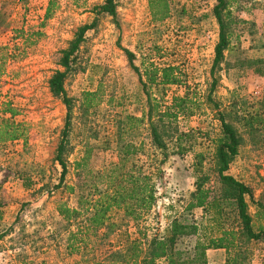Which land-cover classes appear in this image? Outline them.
I'll return each instance as SVG.
<instances>
[{"label": "rangeland", "instance_id": "rangeland-1", "mask_svg": "<svg viewBox=\"0 0 264 264\" xmlns=\"http://www.w3.org/2000/svg\"><path fill=\"white\" fill-rule=\"evenodd\" d=\"M104 1L84 0L76 5L72 0H59V9L40 27L48 0H0V47L13 45L15 31L34 34L33 46L0 64V118L1 110L9 105L16 113L12 121L25 126L27 138L25 144L17 141L0 145V264H111L109 254L122 249L125 241L120 232L136 234L140 230L150 238L162 234L170 218L184 212L185 202L194 190L193 153L170 155L162 166L159 199L137 223L114 212L112 222L117 229L113 232L104 228L85 233L82 229L80 234L77 227H85L83 219L66 223L57 213L60 203L76 206V194H70L66 187L76 183L73 165L85 146L93 148L88 168L96 173L116 160L119 122L126 116L141 118L146 111V95L123 48L135 56L133 64L144 82L146 68H175L179 84L147 83L149 96L160 103L161 109L186 91L202 102L201 111L190 119L180 118L178 126L204 135L195 134L193 152H205L207 167L210 164V140L218 133L215 112L206 103L218 40V25L211 13L216 0H175L176 6L187 4L188 9L192 8L191 19L173 13L158 24L151 22L149 0H115V20L97 14ZM229 2L237 23L230 30V50L213 76L217 84L212 99L241 137L239 155L229 174L249 186L254 199L264 205V130L250 131L244 121L256 112L264 117V76L259 75L264 66L258 63L264 61V0ZM93 21L96 26L87 33L74 71L64 83L72 101L71 129L65 156L67 175L63 186L57 188L61 167L55 153L67 110L50 93L48 81L55 71H62L59 52L79 27ZM85 93L95 95L96 106L82 115L80 104ZM147 127L142 125L122 137L137 145L143 142L150 149ZM248 211L254 217L256 208L249 204ZM192 216L200 221L202 210H194ZM260 225L264 226V220ZM71 233L85 241L74 253L67 247ZM194 242L195 238L185 239L179 247L189 249ZM249 247L250 263L264 264V242ZM207 264H225V252L208 251Z\"/></svg>", "mask_w": 264, "mask_h": 264}, {"label": "trees", "instance_id": "trees-1", "mask_svg": "<svg viewBox=\"0 0 264 264\" xmlns=\"http://www.w3.org/2000/svg\"><path fill=\"white\" fill-rule=\"evenodd\" d=\"M72 1L78 5L84 0ZM58 3L59 0H48L40 27H44L54 16L59 9ZM229 4V0H216V5L211 10L218 25V40L214 47L210 69L212 82L206 103L212 106L215 112L218 133L210 140L212 152L209 154L211 161L208 167L205 152H193L195 134H202L199 130L183 131L178 126L180 118L190 119L201 111L202 102L194 94L189 96V92L186 91L184 95L174 97L170 106L161 109L160 103L149 96L147 83L156 86L179 84L180 81L174 76L175 68H146L143 75L147 82H144L139 69L133 64L135 56L130 51L122 49L130 66L138 74L142 91L146 95V111L142 113L141 118L126 116L124 121L119 122L116 160L96 173L88 168L93 148L85 146L82 156L75 160L73 165L77 176L76 183L74 186L66 187L70 194H76V206L71 208L65 203H60L57 206L58 215L66 223L83 219L85 227H77L80 234L82 229L85 233L104 228H107L108 233L113 232L117 229L112 222L114 212H121L123 218L134 223L141 221L151 212L159 199L158 186L164 176L162 166L170 155L182 157L193 153L191 166L195 182L194 190L185 202L184 212L180 216H172L162 234H154L147 238L146 233L140 230L136 234H129L127 230L120 232L125 241L121 244L122 249L109 254L108 260L113 264L116 261H120L121 264H207V252L213 250L225 252V264H251L250 244L264 242V226L260 225L264 220V205L254 199L249 186L229 174L232 162L239 155L240 134L232 124L225 121L224 114L219 111L212 99L217 84L213 76L224 62L225 52L230 50L232 34L230 30L232 25L237 23L229 10ZM191 9H188L187 4L176 6L175 0L148 2L153 24L166 21L173 13L179 18L191 19ZM97 14L107 15L115 20V0H105ZM95 26L96 22L93 21L76 30L67 47L59 52L58 65L62 71H55L48 81L50 93L59 99L67 110L55 153V161L61 167L57 188L63 186L67 175L65 156L69 152L70 144L72 101L66 94L64 83L74 71L79 48L85 41L87 33ZM15 34L12 46L0 47L1 65L5 64L8 57L14 59L34 44L31 42V36L34 34L27 36L23 31H15ZM18 41L21 44H17ZM258 63L264 66V61ZM1 67L0 76L3 73ZM259 75L264 76V70H259ZM94 96L91 93L83 95L80 104L82 115L96 106L93 103ZM1 114L3 117L0 118V145L17 141H23L25 144L27 141L25 126L12 121L16 116L15 111L7 105L1 110ZM7 116L10 117L6 118ZM244 121L250 127V131L264 130V117L259 112L255 115L250 114V119L244 118ZM145 124L148 126L150 149H146L143 142L137 145L131 140L123 139L124 133H130ZM249 204L256 208L254 217L248 211ZM196 209L202 210L200 221H196L192 216ZM254 219L259 223L257 227ZM76 234L71 233L68 238L67 247L71 253L77 252L80 244L85 245L84 239L78 238ZM189 238H195L194 245L189 249H181L179 243Z\"/></svg>", "mask_w": 264, "mask_h": 264}]
</instances>
